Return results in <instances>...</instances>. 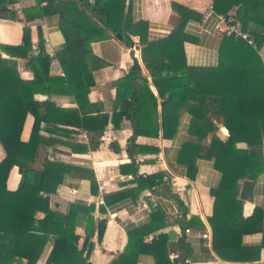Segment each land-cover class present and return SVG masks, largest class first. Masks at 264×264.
<instances>
[{
	"label": "trees",
	"instance_id": "16d2710c",
	"mask_svg": "<svg viewBox=\"0 0 264 264\" xmlns=\"http://www.w3.org/2000/svg\"><path fill=\"white\" fill-rule=\"evenodd\" d=\"M42 1L47 2L45 7H40ZM210 1L217 14H227L239 6L236 17L242 29L261 48L264 43V0ZM13 2L0 0V18H16L9 9ZM125 4L126 0H93L92 4L86 0H40L35 7L24 11L26 22L33 19L29 13L38 16L56 14L65 46L76 42L97 43L113 37L123 39V43L129 45V36H137L141 60L157 96L149 89L147 78L133 59L129 72L118 80L110 116L94 105L82 102L66 111L46 102L45 112L41 115L37 107L28 108L31 98L20 101L22 112L16 109L11 113V118L19 119L17 127L0 125V145L5 154L0 162V264H36L39 260H44L45 264H90L88 259L95 245L94 236L98 244L102 241L105 220L97 219L94 204L72 203L66 213H61L50 209L47 197L55 194L66 178L89 180L91 192L96 195L98 188L92 172L49 159L44 161L41 171L33 167L41 144L60 143L56 139L42 140L39 135L41 122L55 124L59 120L64 121L65 126L47 129L49 133L74 139L78 138L79 131H83L89 139H100L109 123L118 129L126 119L132 131L127 139L126 153L132 159L138 154L158 152L157 147L138 144V137L172 140L179 131L182 117L188 115L189 123L178 153V164L186 167V177L191 180L200 159L212 161L214 169L220 173L219 186L210 189L213 209L208 223L212 230L213 249L238 250L242 237L255 233L262 234L261 247L264 248V209L255 207L250 217L243 218V202L238 199L236 190L239 181L255 180L264 172L263 57L246 41L220 35L217 66H189L184 44L195 43L197 39L184 32L186 22L193 18L186 8L173 4L180 15L178 27L165 38L150 41L148 23L132 24L126 17ZM249 22L260 29L250 30ZM42 43L40 37V48ZM67 46L58 58L64 81L41 83L34 86L35 91L77 99L94 86L93 70L89 66L93 55L85 48L71 53ZM7 49L26 57L31 51L29 28H23L22 46ZM8 62L0 59L3 76L16 72L15 66ZM31 62L34 73L47 71L49 60L40 54L34 55ZM4 80L2 78L0 82L5 83ZM8 85H0L1 118L4 103H9L12 98L6 94ZM28 112L34 116V123L30 139L24 143L20 140V133ZM209 115L225 126L228 131L225 140L214 134L215 129L206 121ZM241 143L245 144L244 148L237 147ZM62 144L77 153L88 150L86 145ZM13 166L18 168L21 181L15 191H8L6 179ZM121 171L131 174L136 186L104 195L106 206L127 198L135 201L143 190L164 184V173L138 175L133 163L122 165ZM104 206H99V213L106 212ZM37 212H42L43 218L36 219ZM150 219L148 224L128 231L124 250L115 254L108 264H138L142 255L152 257L154 264H173L168 257L166 234H158L150 243H144L145 236L166 226L159 210H153ZM180 226L185 228L183 223ZM77 228L84 233L81 248Z\"/></svg>",
	"mask_w": 264,
	"mask_h": 264
},
{
	"label": "crops",
	"instance_id": "0c3cea01",
	"mask_svg": "<svg viewBox=\"0 0 264 264\" xmlns=\"http://www.w3.org/2000/svg\"><path fill=\"white\" fill-rule=\"evenodd\" d=\"M40 0H14L9 7L16 18H0V59L9 61L8 64L15 66L16 72L9 74L0 73V79L4 82L0 85L8 91L6 94L11 98L9 103L3 105V117H0V125L17 127L19 119L11 118L13 110L22 112L23 106L20 101L32 99L28 108L35 109L41 115L44 114L45 103H53L57 109H74L78 103L84 105H94L97 110L107 113L112 112L115 89L118 80L127 74L135 59L141 69V73L148 80V86L154 96H157L155 88L151 84L140 55L139 38L129 36L131 44L125 45L123 39L115 37L97 43L76 42L66 45L71 53H77L81 48H85L93 55L89 59L90 69L93 70L94 86L87 93H81L76 99L74 96L68 97L62 94H47L42 91H35L34 86L51 81H64V73L59 64L58 58L64 49L66 42L58 27V16L49 14L38 16L33 15L30 22L25 21L24 11L36 6ZM93 3V0H86ZM46 1H42L40 7H45ZM173 4L180 5L187 9L193 16L189 18L184 26V32L197 39L195 43H185L184 52L186 62L193 67H216L218 64V46L220 41L219 33L214 32L217 18L211 15L206 21L201 22L202 11L210 0H126L125 13L127 19L132 24L139 21L148 23L147 37L150 41L165 38L180 22V15L173 8ZM239 6L234 7L230 12L237 16ZM199 16V19H196ZM196 17V18H195ZM30 31L31 51L26 57H20L7 48L19 47L23 44V28ZM250 30H258L255 23L249 22ZM43 40L40 48L39 40ZM38 48L42 58L49 60L47 71L38 73L30 68L34 58L33 48ZM264 59V43L258 53ZM6 64V62L4 63ZM10 82V83H9ZM43 88V87H42ZM6 107H9L7 109ZM160 111V106L157 108ZM189 116L184 115L181 119L179 131L172 140L149 139L138 137L136 142L142 145H152L158 148L156 154H138L132 159L126 153L127 139L132 131L130 123L123 119L120 128L115 129L112 124H108L100 139H87L81 142L74 137L70 139L59 133L51 134L47 129H54L65 126V122L55 124L41 122L39 135L42 140L56 139L60 143L51 145L41 144L37 151V156L33 167L36 171H41L46 159L58 163H66L77 168L86 169L92 172L97 184V194L91 192L90 181L87 179H68L58 187L55 194L48 195L50 209L66 213L72 203H82L85 205H95V216L97 219L105 220V229L100 244L93 240L95 245L90 253L88 262L90 264H108L114 255L124 250L127 244L128 231L146 225L150 222L151 212L159 210L164 218L166 226L158 232L148 236L154 238L158 234L168 236V257L176 259L177 264H264V248L261 247L262 234L255 233L245 235L241 239V248L238 250L215 251L212 246V230L208 223V218L212 215L213 198L210 196V189L218 187L220 184V173L214 169L210 160H198L196 163V173L191 180L186 177V167L178 164V153L185 140L186 128L189 123ZM206 121L210 127L214 128V134L221 140L228 137V131L214 116L209 115ZM34 123V116L26 113L23 120L20 140L28 142ZM91 135V134H89ZM71 143L86 145L88 150L84 153H77L65 144ZM238 148H244L245 144H237ZM5 158L4 151L0 145V162ZM133 163L137 168L138 175H154L164 173V184L143 190L137 200L131 198L124 199L112 206H106L105 213H99L97 205L98 198H102L108 193L120 190H127L135 187V179L131 174H123L122 165ZM21 181V175L16 166H13L6 179L8 191H15ZM253 183L249 199L240 200L239 194L243 181L236 185L238 199L243 202L242 217L248 218L253 213L255 207L264 209V172L260 174ZM104 202V201H103ZM146 203L147 207L140 211L136 206ZM116 213L115 218H109V214ZM42 212L35 214L36 219L43 218ZM191 219L193 221L191 222ZM183 223L185 228L180 224ZM183 229H190V233H184ZM171 232L174 239H171ZM80 235L79 246H82L84 233L80 228L76 229ZM206 233L207 239L201 235ZM173 263V262H172ZM36 264H45L44 260H39ZM138 264H154L152 257L142 255Z\"/></svg>",
	"mask_w": 264,
	"mask_h": 264
},
{
	"label": "built area",
	"instance_id": "2783aa9c",
	"mask_svg": "<svg viewBox=\"0 0 264 264\" xmlns=\"http://www.w3.org/2000/svg\"><path fill=\"white\" fill-rule=\"evenodd\" d=\"M211 15H215L217 18V24L215 25L214 32L219 33L221 35L230 36L235 39H241L246 41L252 48H254L257 53L261 51V48H259L256 44V41L246 32L242 29L241 24L239 23L236 14L233 12H228L227 14H217L215 13L212 4H208L205 9L202 11L201 15V22L203 23L206 21ZM41 51L34 47L33 48V54L39 55ZM78 139L81 142H86L88 139V136L86 132L79 131ZM97 205H104L103 199L100 197L98 198ZM147 204L142 203L141 205L136 206V210L140 211L143 208H146ZM116 213L109 214V218H115ZM191 231L190 229H184V233L189 234ZM203 239H207L208 235L206 233H203L201 235ZM153 236H148L145 239V242H151Z\"/></svg>",
	"mask_w": 264,
	"mask_h": 264
},
{
	"label": "water",
	"instance_id": "95a60500",
	"mask_svg": "<svg viewBox=\"0 0 264 264\" xmlns=\"http://www.w3.org/2000/svg\"><path fill=\"white\" fill-rule=\"evenodd\" d=\"M119 38H120V36H119ZM252 186H253V183L251 181H244L242 183L241 191H240V194H239V199L240 200L244 201V200L249 199L250 192L252 190ZM170 234H171V239H174L173 232H171ZM172 262H173V264H177V260L176 259H172Z\"/></svg>",
	"mask_w": 264,
	"mask_h": 264
},
{
	"label": "rangeland",
	"instance_id": "374dc122",
	"mask_svg": "<svg viewBox=\"0 0 264 264\" xmlns=\"http://www.w3.org/2000/svg\"><path fill=\"white\" fill-rule=\"evenodd\" d=\"M78 246H79V244H78ZM79 248H81V246H79Z\"/></svg>",
	"mask_w": 264,
	"mask_h": 264
}]
</instances>
